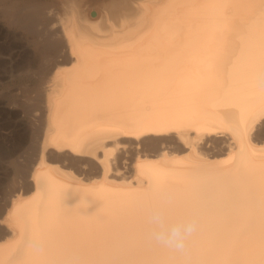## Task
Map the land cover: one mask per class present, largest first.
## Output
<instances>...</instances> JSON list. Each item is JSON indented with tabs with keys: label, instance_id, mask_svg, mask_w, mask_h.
<instances>
[{
	"label": "bare ground",
	"instance_id": "1",
	"mask_svg": "<svg viewBox=\"0 0 264 264\" xmlns=\"http://www.w3.org/2000/svg\"><path fill=\"white\" fill-rule=\"evenodd\" d=\"M0 38V264H264V0H0Z\"/></svg>",
	"mask_w": 264,
	"mask_h": 264
},
{
	"label": "rangeland",
	"instance_id": "2",
	"mask_svg": "<svg viewBox=\"0 0 264 264\" xmlns=\"http://www.w3.org/2000/svg\"><path fill=\"white\" fill-rule=\"evenodd\" d=\"M1 42H2V39L0 38V43ZM3 46L4 48L0 50L2 51L0 53V59L8 65L9 70H7V73L10 74L12 72L10 68L14 64V57L12 55L13 49L10 47L8 48L7 45L6 46L3 45ZM11 62L13 64H11ZM5 79H6V76H5ZM14 119L15 118H14V114L12 111H9V114H8V110L0 106V149H1L0 151L10 148L11 146L14 145V142L16 143L17 141L18 136H17V131H15L16 128L14 126ZM5 164H6L5 161L3 159H0V167L2 166V168H4L5 166H7V164L6 165ZM8 177L10 176H8V174L7 175L5 174L3 177L0 178V202L1 203H4L3 199L5 200L6 198L7 200L10 197L9 192L11 191L9 190L11 186L5 180V178H7L8 180ZM5 192H7L8 194Z\"/></svg>",
	"mask_w": 264,
	"mask_h": 264
},
{
	"label": "clouds",
	"instance_id": "3",
	"mask_svg": "<svg viewBox=\"0 0 264 264\" xmlns=\"http://www.w3.org/2000/svg\"><path fill=\"white\" fill-rule=\"evenodd\" d=\"M152 222L159 226L162 223L161 217L156 214L152 217ZM196 230L194 222H186L171 228H161L159 231L153 233L157 240L169 243L181 249L184 246V242L188 236H190Z\"/></svg>",
	"mask_w": 264,
	"mask_h": 264
}]
</instances>
